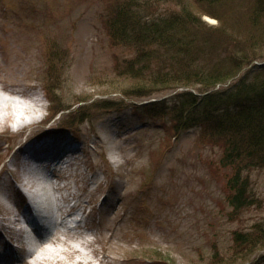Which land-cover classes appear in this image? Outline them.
I'll use <instances>...</instances> for the list:
<instances>
[{
    "label": "rangeland",
    "instance_id": "rangeland-1",
    "mask_svg": "<svg viewBox=\"0 0 264 264\" xmlns=\"http://www.w3.org/2000/svg\"><path fill=\"white\" fill-rule=\"evenodd\" d=\"M116 1L0 0V75L11 88L24 90L26 97L42 99L41 109L28 113L25 107L33 105L32 100L22 99L24 107L12 109L7 124L0 125L1 233L6 232L2 218L8 216V209L24 208L29 186L21 181L37 178L34 202L60 196L53 186L71 185L78 198L67 205L70 210L75 204L82 207L68 222L81 219L88 205L94 210L87 219L94 235L84 237L101 238L92 248L82 249L95 260L93 264L100 263L92 249L102 252V242L112 230L108 264H264V239L256 237L257 228L264 225V167L244 164L240 183L252 203L237 210L230 203L235 192L229 186L237 169L221 166L223 142L205 137L199 128L177 132L170 117H153L144 108L155 99L193 89L152 97L126 92L135 81L120 71L136 50L114 45L110 39V7ZM183 3L205 22L191 33L198 38L195 45L202 43L203 36L202 47L213 52L198 61L201 66L214 67L225 60L231 65L241 49L253 58L215 89L229 87L252 65L264 63V42L252 46L248 41L233 42L218 30L221 22L204 13L197 0ZM180 7L161 0L148 15L168 16ZM4 108L0 100V115L8 113ZM58 110L61 113L54 116ZM33 118L37 120L30 124ZM47 140L72 141L80 147V163L62 174L65 181H49L28 168L23 172L20 157L34 147L49 145ZM48 208L62 218L55 203ZM238 234L254 236L256 244L245 252V245L235 241ZM62 238L67 244L46 246L67 250L57 257L62 264H74L80 257L68 244L80 248L85 239L78 238L77 231Z\"/></svg>",
    "mask_w": 264,
    "mask_h": 264
},
{
    "label": "trees",
    "instance_id": "trees-1",
    "mask_svg": "<svg viewBox=\"0 0 264 264\" xmlns=\"http://www.w3.org/2000/svg\"><path fill=\"white\" fill-rule=\"evenodd\" d=\"M160 1L119 0L110 7L108 30L112 43L136 50L135 57L120 71L131 74L135 81L126 92L152 97L184 87L193 89L150 102L144 108L153 117H170L177 132L199 128L205 137L223 142L221 166L237 169L229 182L235 192L230 203L240 210L252 203L246 186L240 183L244 164L264 167V63L252 65L229 87L215 89L233 79L253 58L241 49V56L231 65L225 60L218 66H201L199 62L213 54L202 47L206 44L203 36L202 43L195 45L198 38L195 32L191 34L204 22L202 16L185 6L183 0H165L182 7L168 16L149 18L151 6ZM197 1L204 13L221 22L218 30L225 38L248 41L249 46L264 42V0H246L245 4L236 0ZM59 113L61 110L55 111L54 116ZM256 237L264 239V225L257 228ZM255 239L238 234L235 241L238 246L245 245L246 252L256 244Z\"/></svg>",
    "mask_w": 264,
    "mask_h": 264
},
{
    "label": "bare ground",
    "instance_id": "bare-ground-1",
    "mask_svg": "<svg viewBox=\"0 0 264 264\" xmlns=\"http://www.w3.org/2000/svg\"><path fill=\"white\" fill-rule=\"evenodd\" d=\"M0 57L3 58V55L0 53ZM1 68V66H0ZM3 93V95L1 94ZM25 91L22 90L20 87L18 88H11L9 85L5 84L3 82V79L0 75V100H3L5 103L4 110L8 111L5 115H0V125L4 126L7 123L5 122L9 116H11L12 109L15 108H23L24 105L21 103L22 99H31L32 104L30 107H25L26 113L31 112L33 109H37L39 106V110L41 109V104L39 102L42 101L41 98L38 100V98H30L25 96ZM20 100V101H18ZM22 104V105H21ZM37 118H33V120L30 122V124L35 123ZM24 122V121H22ZM27 124V123H26ZM22 125V124H21ZM46 143H50L51 146H48L47 144H42L40 146V149L42 152H51L54 154H58L59 151H62V145L66 142V140H58V142H51L49 140L45 141ZM64 147L66 145L64 144ZM70 153V152H69ZM23 172L27 170L26 166L23 165ZM65 171H69L68 166L66 167ZM40 183L39 179L33 178L32 180H29L27 182L21 181L22 186H29V190L25 193L26 199L28 201L29 205H32L34 203L35 196L37 194L36 186ZM54 189L60 192V196H49V203L53 202L57 206V213L60 215V217L64 218V221H61L58 223L57 228L59 230V234H53L50 237L44 238L40 241H38L32 248L27 249V251L23 254V256L17 260H10V261H3L0 264H62V260L58 259V253L59 254H67V250L65 249H57L54 246L48 247L46 245H56L57 242H61L64 244H67V240L63 239L62 236L65 235L66 232H73L77 231L78 238L85 239L84 235H94L91 228L84 227L81 223H78L76 227L69 228L66 226L67 218L72 217L76 211L81 209V204L75 205L69 212L66 210V206L68 203H71L72 200H75V195L72 191L71 185H64V186H53ZM0 203L3 204V199L0 197ZM74 211V212H73ZM5 212V211H4ZM3 209L1 210V213L4 214ZM8 216L2 218L3 226L2 228L8 233L10 238H13L14 235L11 232L12 224L14 222H22V216L23 213L21 211H11L8 209ZM94 213V210H91L88 214V216H91ZM115 234V230H112ZM102 232L100 230H97V234H101ZM113 234L108 237V240H105L102 242V252L94 251L92 249L91 253H93L96 257L97 262L100 264H108L109 260V245H110V239L113 237ZM97 236V235H96ZM94 237L93 240H87L85 239L84 242L80 243V248H78L75 245L68 244L69 248L72 250V253L77 254L80 259L75 260L74 264H93L95 260H93L90 256V254L85 250L82 251L84 248H92L94 245L99 243V239L101 237ZM7 238L5 236H2L1 243H7ZM111 259V258H110Z\"/></svg>",
    "mask_w": 264,
    "mask_h": 264
}]
</instances>
